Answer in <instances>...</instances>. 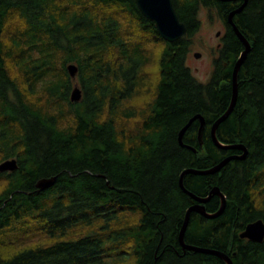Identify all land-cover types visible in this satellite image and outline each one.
Wrapping results in <instances>:
<instances>
[{"label": "trees", "instance_id": "trees-1", "mask_svg": "<svg viewBox=\"0 0 264 264\" xmlns=\"http://www.w3.org/2000/svg\"><path fill=\"white\" fill-rule=\"evenodd\" d=\"M173 2L188 31L169 42L136 0H0V161L18 162L0 171V264H226L179 241L197 202L190 193L204 198L216 186L224 211H193L185 243L233 264H264V240L240 236L264 220V0L233 15L251 50L234 110L216 130L222 144H243L248 154L217 173L188 174L184 188V170L243 154L216 146L211 127L231 103L245 46L228 17L244 0ZM202 9L217 11L225 26L206 81L187 64ZM196 114L206 120L203 144L198 120L183 138L194 152L178 137ZM54 176L52 187L37 189ZM221 203L214 195L204 205L216 213Z\"/></svg>", "mask_w": 264, "mask_h": 264}, {"label": "water", "instance_id": "water-1", "mask_svg": "<svg viewBox=\"0 0 264 264\" xmlns=\"http://www.w3.org/2000/svg\"><path fill=\"white\" fill-rule=\"evenodd\" d=\"M220 1H230V0H220ZM248 0H244V3L238 8L237 10L233 11L229 17L228 21L233 26V29L238 36V38L243 42L245 49L239 56L238 60L236 61L233 72H232V99L230 106L228 110L219 117L212 125L211 127V137L216 146L222 149H238L242 150L243 154L239 156H230L224 160H222L218 165L215 167L208 169V170H196V169H186L180 178V185L182 188H184L183 185V178L185 174L191 173V174H197V175H205V174H214L217 173L229 160L234 158L244 159L248 154V149L243 144H232V145H224L222 144L216 135V130L218 126L223 122L234 110V107L238 100V73L239 70L244 63L249 51L251 50V44L248 41V39L242 34V32L239 30V28L236 26V24L233 22V15L236 12H240L244 6L247 4ZM136 3L142 12V14L148 18L150 21L154 22L156 25V28L159 32V34L167 41L174 42L182 37H184L187 34L188 28L187 25L179 18V15L176 11V8L174 6L173 0H136ZM220 32L217 33L219 35ZM201 52H196V57H201ZM67 69L69 71V74L72 78H75L78 73V66L75 63H70L67 66ZM83 97V91L80 85L77 83L74 85V87L71 90L70 98L72 102H78ZM196 120L199 121V130H198V140L200 145L203 144V135L206 128V120L202 114H196L190 120L186 123V125L180 130L179 132V142L196 152V149L194 147H191L189 145H186L183 141L184 135L186 131L189 129V127L195 122ZM18 168V162L16 158H9L3 161L0 164V171H15ZM57 177H50V178H42L40 179L36 186L38 190H45L47 188L52 187L56 183ZM190 195L199 202V204L191 206L186 214L184 225L180 231L179 234V241L181 245L189 250H194L201 253H209L216 255L222 259H224L227 264H233L232 259L230 256H228L226 253L220 252V251H213V250H206L202 248H197L194 246H189L185 243V232L186 228L190 219V215L193 211L199 212L206 216L207 218H214L219 216L225 209L226 206V197L225 195L220 191L219 187H214L209 195L207 197L201 198L197 197L190 193ZM213 195H220L222 198V203L220 209L216 213H210L206 210L204 205H201L200 203H206L208 202ZM241 238H248L252 241L261 242L264 240V220L263 219H257L255 221H252L248 223L245 227V229L240 234Z\"/></svg>", "mask_w": 264, "mask_h": 264}, {"label": "rangeland", "instance_id": "rangeland-1", "mask_svg": "<svg viewBox=\"0 0 264 264\" xmlns=\"http://www.w3.org/2000/svg\"><path fill=\"white\" fill-rule=\"evenodd\" d=\"M200 20L201 27L194 36V44L187 57V64L192 68V71L200 80L206 81L212 71L213 59L218 55V44L221 43V38L225 32V26L215 10L209 12L207 9H202L200 12ZM218 32H220L219 35H217ZM155 51H159V46ZM196 52H201V57H196ZM152 68L157 69L156 64H154ZM77 83L79 84L76 79H73L72 88ZM3 161H0V164ZM0 185L2 184L0 183ZM30 240L32 242H37L38 240H42V237L41 235H34Z\"/></svg>", "mask_w": 264, "mask_h": 264}, {"label": "flooded vegetation", "instance_id": "flooded-vegetation-1", "mask_svg": "<svg viewBox=\"0 0 264 264\" xmlns=\"http://www.w3.org/2000/svg\"><path fill=\"white\" fill-rule=\"evenodd\" d=\"M224 35V34H223ZM222 38H223V36H222ZM222 38H221V43H219L218 44V53H219V49L221 48V46H222V44H223V40H222ZM214 60V59H213ZM205 132V131H204ZM204 136V135H203ZM197 138H198V136H197ZM179 140V139H178ZM183 141H184V139H183ZM180 143V142H179ZM185 143V142H184ZM181 144V143H180ZM181 146H183L182 144H181ZM190 146V145H189ZM193 151V150H192ZM231 156H239V155H231ZM237 159H239L238 157L237 158H234V159H231V160H237ZM231 160H229L228 162H230ZM185 171V170H184ZM183 171V172H184ZM183 172H181V174H180V178H181V175H182V173ZM188 174H191V173H187V174H185V176H184V178H183V185H184V179H185V177L188 175ZM180 178H179V184H180ZM181 186V185H180ZM220 189V188H219ZM221 191V190H220ZM214 196V195H213ZM212 196V197H213ZM218 196H220V195H218ZM221 197V196H220ZM202 198V197H201ZM221 200H222V198H221ZM196 204H199V202L197 201L195 204H193V205H196ZM201 205H204V203H200ZM205 206V205H204ZM206 208V207H205ZM245 229V228H244ZM241 234V233H240ZM245 239H248V238H245ZM248 240H250V239H248ZM252 241V240H251ZM254 242H256V241H254ZM262 242V241H261ZM224 260V259H223ZM225 261V260H224ZM226 262V261H225ZM226 264H227V262H226Z\"/></svg>", "mask_w": 264, "mask_h": 264}]
</instances>
